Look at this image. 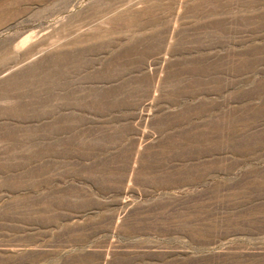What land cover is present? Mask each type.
<instances>
[{"label":"rangeland","instance_id":"obj_1","mask_svg":"<svg viewBox=\"0 0 264 264\" xmlns=\"http://www.w3.org/2000/svg\"><path fill=\"white\" fill-rule=\"evenodd\" d=\"M0 264H264V0H0Z\"/></svg>","mask_w":264,"mask_h":264}]
</instances>
